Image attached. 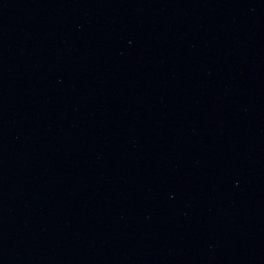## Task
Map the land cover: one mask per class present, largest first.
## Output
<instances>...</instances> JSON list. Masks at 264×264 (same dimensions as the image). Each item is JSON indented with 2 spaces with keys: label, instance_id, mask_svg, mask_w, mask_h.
<instances>
[{
  "label": "water",
  "instance_id": "95a60500",
  "mask_svg": "<svg viewBox=\"0 0 264 264\" xmlns=\"http://www.w3.org/2000/svg\"><path fill=\"white\" fill-rule=\"evenodd\" d=\"M0 264H176L0 141Z\"/></svg>",
  "mask_w": 264,
  "mask_h": 264
}]
</instances>
